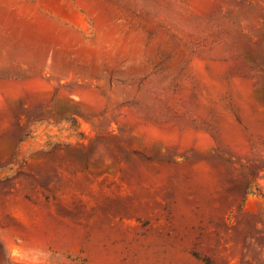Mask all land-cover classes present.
Wrapping results in <instances>:
<instances>
[{"label":"rangeland","instance_id":"1","mask_svg":"<svg viewBox=\"0 0 264 264\" xmlns=\"http://www.w3.org/2000/svg\"><path fill=\"white\" fill-rule=\"evenodd\" d=\"M0 264H264V0H0Z\"/></svg>","mask_w":264,"mask_h":264}]
</instances>
